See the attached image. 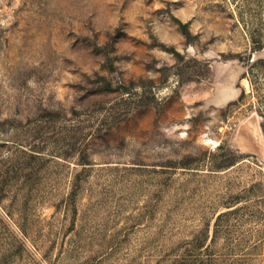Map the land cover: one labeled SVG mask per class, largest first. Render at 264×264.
<instances>
[{
	"label": "rangeland",
	"instance_id": "obj_1",
	"mask_svg": "<svg viewBox=\"0 0 264 264\" xmlns=\"http://www.w3.org/2000/svg\"><path fill=\"white\" fill-rule=\"evenodd\" d=\"M0 264H264V0H0Z\"/></svg>",
	"mask_w": 264,
	"mask_h": 264
},
{
	"label": "bare ground",
	"instance_id": "obj_2",
	"mask_svg": "<svg viewBox=\"0 0 264 264\" xmlns=\"http://www.w3.org/2000/svg\"><path fill=\"white\" fill-rule=\"evenodd\" d=\"M226 73V72H225ZM233 76V75H232ZM235 76V75H234ZM224 91V90H223ZM225 95V93H223ZM225 98V97H224ZM224 98H221L220 100H218V103L222 102L224 100ZM217 103V104H218ZM204 139L212 144H215L217 142V140L215 139H212L211 137L209 136H205Z\"/></svg>",
	"mask_w": 264,
	"mask_h": 264
},
{
	"label": "trees",
	"instance_id": "obj_3",
	"mask_svg": "<svg viewBox=\"0 0 264 264\" xmlns=\"http://www.w3.org/2000/svg\"><path fill=\"white\" fill-rule=\"evenodd\" d=\"M263 45L260 43L259 45H257L256 47L257 48H260V47H262ZM129 88V87H128ZM129 92V95H128V97H125V99H129L130 98V96H131V94H132V91L131 90H129L128 91Z\"/></svg>",
	"mask_w": 264,
	"mask_h": 264
}]
</instances>
